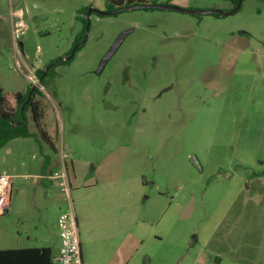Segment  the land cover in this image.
Instances as JSON below:
<instances>
[{"label": "rangeland", "instance_id": "rangeland-1", "mask_svg": "<svg viewBox=\"0 0 264 264\" xmlns=\"http://www.w3.org/2000/svg\"><path fill=\"white\" fill-rule=\"evenodd\" d=\"M159 2L233 9L231 0ZM91 8L108 10L106 0H0V87L25 93L35 85L29 70L54 64L35 98L57 148L27 112L35 135L0 149V173L12 176L0 250L57 247L58 208L69 205L42 165L64 149L77 175L73 201L104 170L123 172L127 264H264V0L224 17L92 12L85 43L55 64L73 53Z\"/></svg>", "mask_w": 264, "mask_h": 264}, {"label": "crops", "instance_id": "crops-1", "mask_svg": "<svg viewBox=\"0 0 264 264\" xmlns=\"http://www.w3.org/2000/svg\"><path fill=\"white\" fill-rule=\"evenodd\" d=\"M58 164V155L56 158L51 157L49 162L44 160L42 165L44 176L51 180L48 174L54 171ZM70 165L72 166L71 176L76 180L77 175L74 171V165L72 162ZM96 173L97 171L92 172L91 176L93 175L94 178ZM102 175L106 177L104 180H100V183L95 181L94 184L87 185L86 189L89 188L90 190L86 194L76 196L77 191L74 194L75 201L72 200V208L75 212L80 237L83 264H127L125 259L126 250L123 245L124 236H122V240H119L120 227L123 228L124 218L123 211L119 210L118 195L120 192L119 184L123 181L124 174L120 169L114 168L104 170ZM111 186L114 190H111ZM90 191L91 195H89ZM62 209V206L59 205V215L56 220L57 247H50L55 254L60 247L58 218Z\"/></svg>", "mask_w": 264, "mask_h": 264}, {"label": "trees", "instance_id": "trees-1", "mask_svg": "<svg viewBox=\"0 0 264 264\" xmlns=\"http://www.w3.org/2000/svg\"><path fill=\"white\" fill-rule=\"evenodd\" d=\"M231 2L232 5L235 6L238 0H231ZM145 3H159V0H106L108 10H116L125 6ZM83 22L85 28L86 20L84 19ZM69 60H59L58 63L69 62ZM52 68L53 67H51L47 73L43 70H37L41 81L45 75L51 72ZM30 92L31 88H28L25 93L19 92L10 95L4 94L0 87V149L16 138H27L35 135L30 131L28 126L27 112H30L35 128L39 131L44 141L56 152L57 148L44 128L42 103L35 99L38 90H33L29 102L26 103ZM50 160V155L45 157V162H49ZM55 255L54 250L50 247L2 249L0 250V264H52Z\"/></svg>", "mask_w": 264, "mask_h": 264}, {"label": "built area", "instance_id": "built-area-1", "mask_svg": "<svg viewBox=\"0 0 264 264\" xmlns=\"http://www.w3.org/2000/svg\"><path fill=\"white\" fill-rule=\"evenodd\" d=\"M29 71V81L32 84H38L36 68ZM71 162L69 152L61 149L58 167L49 176L66 196L69 205L68 210H61L58 218L60 247L53 258L52 264H83L78 226L75 212L72 208ZM11 182V175L0 173V215L5 213L9 207L12 188Z\"/></svg>", "mask_w": 264, "mask_h": 264}, {"label": "water", "instance_id": "water-1", "mask_svg": "<svg viewBox=\"0 0 264 264\" xmlns=\"http://www.w3.org/2000/svg\"><path fill=\"white\" fill-rule=\"evenodd\" d=\"M242 2H243V0H238L236 6L232 10H230L228 12H223L221 10H189V9H183V8L175 6V5H169V4H164V3H145V4L134 5V6H125V7H122V8L116 9V10H111V11H101V10L96 9V8H91L87 12V18L88 19L90 18L92 12H96V13H98L100 15H116V14H118L120 12H123V11L136 10V9H164V10H174V11L189 13V14H193V15L218 14V15L224 17V16L232 15L233 13L237 12L240 9V7H241ZM88 29H89V20H88V23H87V32H88ZM133 31H134V29L126 30V31L122 32L117 37V39L115 40V42L113 43L111 48L102 57L101 62L99 64V67L96 70V72L98 74H100L103 71V69L105 68V66L109 62V60L118 51V49L120 48V46L122 45V43L124 42L126 37L130 33H132ZM78 46L79 45H77L76 47H78ZM75 48L73 49V52H74ZM72 56H73V53L68 58H63L62 60H68V59L72 58ZM56 63L57 62H55V64ZM52 65H54V64H52ZM32 89H34V87Z\"/></svg>", "mask_w": 264, "mask_h": 264}, {"label": "flooded vegetation", "instance_id": "flooded-vegetation-1", "mask_svg": "<svg viewBox=\"0 0 264 264\" xmlns=\"http://www.w3.org/2000/svg\"><path fill=\"white\" fill-rule=\"evenodd\" d=\"M160 3V2H159ZM167 4H169V5H172L171 3H167ZM233 6V5H232ZM236 6V5H235ZM235 6H233V8L235 7ZM164 10V9H163ZM106 11H111V10H106ZM88 12V11H87ZM93 13H95V14H97V15H99V16H105V15H100V14H98V13H96V12H93ZM92 15V14H91ZM85 20H86V26H85V28L83 29V35L82 34H80V37H79V39H77L76 41H75V43H74V47H76L77 45H79L78 47H76L75 48V50H74V52H73V56H74V54H75V52L85 43V41H86V36H87V13H86V18H84ZM89 20V19H88ZM73 56H72V58H73ZM71 59V58H70ZM62 60V59H61ZM69 60V59H68ZM67 60V61H68ZM59 62V61H58ZM57 62V63H58ZM52 66H46V68L43 70L45 73H47V71L51 68ZM48 69V70H47ZM36 73H37V68H36ZM97 73V72H96ZM41 78H38V84H36V85H34L33 87H34V89H37V86L40 84V80ZM33 87H31V92L29 93V96H28V99H27V101H26V103H28L29 102V100H30V98H31V94H32V92H33V90L34 89H32ZM38 90V89H37ZM38 94V93H37ZM36 99V98H35Z\"/></svg>", "mask_w": 264, "mask_h": 264}]
</instances>
